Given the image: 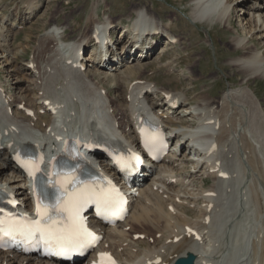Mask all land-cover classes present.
<instances>
[{
    "label": "bare ground",
    "instance_id": "1",
    "mask_svg": "<svg viewBox=\"0 0 264 264\" xmlns=\"http://www.w3.org/2000/svg\"><path fill=\"white\" fill-rule=\"evenodd\" d=\"M236 3L242 4L238 12L237 27L240 32L232 22L231 11ZM28 4L29 11L36 10L33 2L32 6ZM191 4V23L224 25L229 30H234L231 45L237 56L228 63L235 73L243 76L239 86L232 87L233 81L230 80L231 86L217 99L198 96L193 100L190 95L196 93L195 84L198 81L193 76V67L187 69L188 74H183L182 80H188L184 89H173V84L155 81V77L149 75L164 70L163 73L168 72L172 76L176 67L181 65L179 58H170L167 62H163V59L171 49L182 44L183 38L173 30L174 21L171 17L164 21L161 19L163 16L154 11L153 5H139L133 9L132 15L135 16H129L131 22L124 25L123 31L127 34L135 25V28L146 34L145 38L140 42L127 38L121 53H115L112 49L114 56L112 60L109 57L108 63H102L103 58L108 57L107 54L94 60L93 57L86 56L84 72L65 69L64 60L79 52V47L87 50L94 33L100 31L105 35L108 30L121 25V19L115 20L112 16L103 22L92 19L90 22L93 29H90V34L85 33L73 42H67L59 34L60 26L51 28L52 33H48L43 41L51 39L58 42L47 49V46L42 45L37 48L38 55H47V64L40 63V60L38 62V59L25 64L26 70L30 72V87L23 86L26 79L24 81L19 76L23 70L9 68L11 58L7 54L8 50L5 45L3 49L0 47V61L7 58L1 62L0 68L3 69L6 62L5 72L18 85L16 93H13L15 88L7 90L5 80L0 78V96L4 103L14 100L13 104L5 107L7 113L3 114L4 121L0 123V129L4 134L19 133L23 136L22 140L45 144L52 141L53 134L62 121L66 131L76 132L83 127V133H89L94 138L100 139V132L104 139L111 141L121 136L136 147L138 139L134 115L143 114L148 109L168 128L184 130L194 142L198 141L195 134L199 136V142L210 140L211 154L205 157L201 153V158L197 157V163L189 160L183 153L180 156H169L156 166L153 175L133 199L126 222L115 229L102 231L104 239L100 247L116 254L121 264H141L143 260L148 263L157 258L161 259L159 264H173L177 258L188 253L196 255L195 264H264V225L252 228L253 225L244 221L248 208V203H245L248 201L246 193L251 197L255 195L252 197L255 200L261 199V196L264 200V98L263 93L252 86L253 83L264 81V47L259 42L250 45L251 41L248 39L250 35L252 40L264 38V0H194ZM94 15H97L96 11ZM4 20L5 17L1 22ZM16 21L15 17L10 24L12 27L6 25L2 28V41L7 42L9 34L15 35L12 28ZM160 37L165 39L166 46L153 53ZM107 39L111 43L113 34ZM172 39L177 43L171 44ZM154 57L155 60H152ZM116 58L115 63L113 60ZM226 67L218 68L227 71ZM148 89L150 93L143 98L137 97L138 90L142 92ZM169 96L177 98L172 102L181 105L174 112H169L167 106ZM46 100H51L57 111V115L48 119L39 116L43 110L49 111V107L45 105ZM21 104L32 109L34 117L29 119L23 116L17 110ZM193 111L199 113L192 115ZM55 118L59 119L56 124ZM186 144L188 148L190 141ZM100 165L105 173L113 175L108 167ZM187 167L190 171L181 175L180 170L184 172ZM213 168H217L218 172L209 173ZM222 171L227 174V178L220 176ZM209 178H213L211 188L206 183ZM0 184H9L15 195L26 196L27 187L21 175L4 161H0ZM254 192L256 193L253 194ZM28 206L30 202L25 201V207ZM195 206L202 212L206 207V217L199 224H186L189 219L185 211L194 210ZM148 223L157 226L164 223L161 226L164 231L157 227L156 235L160 236L154 239L153 244L142 242L147 247L141 250L135 245L132 236L138 232L134 231L136 227L142 228ZM166 228L169 234L165 235ZM189 229L198 232L203 240L196 241ZM177 238L180 240L176 241ZM114 248L120 252H114ZM0 264L50 263L34 257L11 256L10 253L0 252Z\"/></svg>",
    "mask_w": 264,
    "mask_h": 264
},
{
    "label": "rangeland",
    "instance_id": "2",
    "mask_svg": "<svg viewBox=\"0 0 264 264\" xmlns=\"http://www.w3.org/2000/svg\"><path fill=\"white\" fill-rule=\"evenodd\" d=\"M193 1L194 0H0V31L6 25L12 27L10 24L13 22L15 17L17 19L14 26L15 28H12V31H14L15 35L10 36L9 34L7 42L2 41L0 33V47L3 49V46L5 45L8 50L7 54H9L11 58L9 61V68L23 70L21 73H19V76L22 77L24 81L26 79V81L23 83V86L30 87V83H28L30 80L28 74H30V72L26 70L25 64L27 61L33 59H38V62L41 61L40 63L45 65L47 64V55L43 53L38 55L37 48L47 46L45 48L47 49L48 46H52V44L54 45L58 42L55 40L54 42L51 39H48V41H43L44 37L48 33H52L51 28L57 25L60 26L61 29L59 30V34H62V32L65 31V34L63 35L65 37L64 39L67 42H73L80 39L85 33L90 34L91 30L93 29L92 23L90 22L92 19L103 22L107 17L112 16L115 20L121 19V25H118L119 28H117L118 30L115 32V38L118 40L121 37L119 33L122 28L121 26L124 24H129L131 22L130 17L135 16L132 15L133 9L139 5L146 4L149 7L153 5L154 11L160 13L163 16L161 18L162 20L165 21V19L171 17V19L174 21L173 30L177 35H180L183 38V42L181 45H177L176 48L171 49L169 55L163 59V62H167L170 60V58L180 59L181 65L176 67V71H173V75L169 76L168 72L163 73V70L162 72L152 74L151 76L155 77V81L173 84V89L174 87H177L178 89H184V87H187L186 84H188V80H182L183 74H188L187 69L189 67H193V76L194 78H197L198 81L195 84L196 93H192L190 98L194 100L198 96H209L210 98L217 99L231 86L230 80L233 81L232 87L239 86L243 80V76L235 73V71L229 67L228 63V61L237 56V54H234V48L231 45V41L233 40L235 32L234 30H229L224 25H206L200 23L195 25L191 23L189 16L191 12V3ZM32 2L34 4L33 6L37 8L36 10L33 9L29 11L27 9L29 5L28 3H30L32 6ZM108 6L110 9H106ZM241 6L242 4L236 3L233 7V10L231 11L233 15L232 22L236 27L238 26V12L239 7ZM94 11L97 12V15H94ZM4 17V22H1ZM237 29L240 32L238 27ZM6 30L7 28L4 29V31ZM251 37V35L248 37V39L251 41L250 45L257 44V42H259L261 47H264V38H255L252 40L253 38ZM42 43H45L46 45H43ZM121 43L122 41L119 42L117 46L119 47ZM160 46H158V48ZM6 59L7 58L2 59L0 64ZM152 60H155V57ZM6 64L7 63L5 62L3 65L4 67L2 66L3 69L0 68V78L5 80V87L7 90L15 88V90L12 91L13 93H16V87L18 85L15 83L13 78L11 80V76L5 72ZM219 66H228L230 70L227 67V71L220 70L218 68ZM6 76H8V78ZM213 76H215V78H213ZM260 82L261 83L259 84L253 83L252 86L255 90H258L259 93H263L262 98H264V81ZM112 94L114 95V93ZM40 116L44 115L40 114ZM187 171H190V168H185L184 172L183 170H180L179 173L181 175L182 173L185 175L184 173ZM206 183L207 187L210 186L211 188L213 185V178L207 180ZM179 189L182 191L184 190V188L181 187H179ZM255 193L256 192L253 194ZM252 197L250 194L247 196L248 201L245 203H248V208L246 214L247 216L245 215L246 219H244V221L248 225H253L252 228H256L259 224H262V226L264 225V200L262 199V196V201L260 198L259 200H255V197ZM166 204L167 203H165V209L168 207ZM168 204H170V202H168ZM200 204H202V201ZM181 209L179 210L182 211ZM203 209L204 212L197 208H195V210L187 209L185 211L189 216L191 223L198 222L197 224H199L201 223L202 219H205L206 207ZM161 221L165 222V220ZM163 224L164 223H162V225L160 224L159 226H157V224H146L145 226H142V228L136 227L134 231H138L137 233H144V235L149 237L151 241L156 238L155 232L156 229H158L157 227H160L161 230L164 231L163 227H161ZM166 231L167 228L164 232L165 235L167 233L169 234V231ZM137 246L141 249L147 247L145 244H142V242L137 243ZM114 252H120V250L117 251V248H114ZM115 256L117 257L116 254Z\"/></svg>",
    "mask_w": 264,
    "mask_h": 264
},
{
    "label": "snow or ice",
    "instance_id": "3",
    "mask_svg": "<svg viewBox=\"0 0 264 264\" xmlns=\"http://www.w3.org/2000/svg\"><path fill=\"white\" fill-rule=\"evenodd\" d=\"M18 162L34 176V162ZM137 162L139 158L135 157ZM48 182L46 181L45 184ZM76 184V181H72ZM115 193V194H114ZM118 190L108 181L104 187L65 188L61 185L58 195L52 196L50 203L37 200V219L5 215L0 219V246L4 240L23 242H43L46 254L70 258L73 252H83L97 239L85 226L81 212L89 203H95L101 215L113 210L118 201ZM122 200V197H121Z\"/></svg>",
    "mask_w": 264,
    "mask_h": 264
},
{
    "label": "water",
    "instance_id": "4",
    "mask_svg": "<svg viewBox=\"0 0 264 264\" xmlns=\"http://www.w3.org/2000/svg\"><path fill=\"white\" fill-rule=\"evenodd\" d=\"M193 261H194V256H190L189 260H180L178 261L177 264H193Z\"/></svg>",
    "mask_w": 264,
    "mask_h": 264
}]
</instances>
